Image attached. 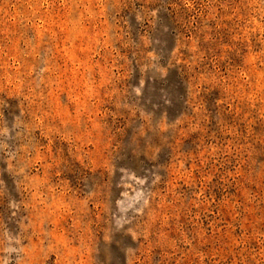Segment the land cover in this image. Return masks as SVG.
<instances>
[{"label":"rangeland","instance_id":"obj_1","mask_svg":"<svg viewBox=\"0 0 264 264\" xmlns=\"http://www.w3.org/2000/svg\"><path fill=\"white\" fill-rule=\"evenodd\" d=\"M0 264H264V0H0Z\"/></svg>","mask_w":264,"mask_h":264}]
</instances>
